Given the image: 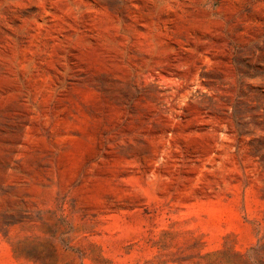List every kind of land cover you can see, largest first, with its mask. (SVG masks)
Instances as JSON below:
<instances>
[{"label":"rangeland","instance_id":"374dc122","mask_svg":"<svg viewBox=\"0 0 264 264\" xmlns=\"http://www.w3.org/2000/svg\"><path fill=\"white\" fill-rule=\"evenodd\" d=\"M0 264H264V0H0Z\"/></svg>","mask_w":264,"mask_h":264}]
</instances>
